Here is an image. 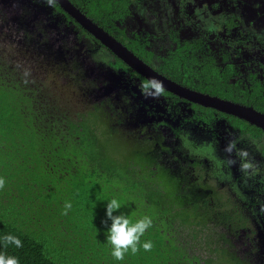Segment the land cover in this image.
Masks as SVG:
<instances>
[{"label":"flooded vegetation","instance_id":"1","mask_svg":"<svg viewBox=\"0 0 264 264\" xmlns=\"http://www.w3.org/2000/svg\"><path fill=\"white\" fill-rule=\"evenodd\" d=\"M43 1L60 33L74 32L72 48L80 46L64 67L100 68L101 85L113 84L78 115L104 119L110 141L120 133L139 144L122 161L168 199L185 200L174 210L188 216L189 244L219 260L227 241H239L233 263L264 264V129L198 101L216 97L264 115V0H68L149 67L140 69ZM101 6L109 9L100 14ZM150 78L163 83V95L141 94Z\"/></svg>","mask_w":264,"mask_h":264},{"label":"trees","instance_id":"2","mask_svg":"<svg viewBox=\"0 0 264 264\" xmlns=\"http://www.w3.org/2000/svg\"><path fill=\"white\" fill-rule=\"evenodd\" d=\"M12 63L0 49V236H18L22 247L0 251L19 264H229L189 244L188 216L174 210L184 199H168L113 158L92 119L78 115L46 80ZM112 198L122 204L117 213L133 222L152 218L141 237L152 242L150 251L138 244L122 261L111 256L104 206ZM65 201L72 204L67 215Z\"/></svg>","mask_w":264,"mask_h":264},{"label":"water","instance_id":"3","mask_svg":"<svg viewBox=\"0 0 264 264\" xmlns=\"http://www.w3.org/2000/svg\"><path fill=\"white\" fill-rule=\"evenodd\" d=\"M21 0H0V5L5 10H10L7 14L4 11L2 20L0 19V46L7 49L17 65H23L24 69L34 78H41L53 88L61 92L77 108L89 104L90 97L104 94L107 89L112 87V83L101 85V69L93 68H65L64 65L70 64L68 57L73 50L78 51L79 47L72 48L75 42L74 32L68 27L64 33H60L58 27L59 17L53 15L51 2L34 0L33 5H26ZM71 15L82 27L88 30L103 45L107 46L119 57L128 62L135 68H149L121 44L116 42L111 36L98 27L91 19L81 13L68 0H53ZM33 5L34 7H32ZM13 6V8H11ZM15 6V8H14ZM49 17L44 23L41 18ZM78 53V52H77ZM71 64H77L73 62ZM82 67L83 62L80 60ZM62 67V68H60ZM94 72V73H93ZM94 74L92 78L89 76ZM110 73V72H108ZM89 74V75H88ZM101 74V75H100ZM90 79V80H89ZM168 87V85H165ZM80 94L83 97H80ZM117 101L120 96L115 95ZM199 102L216 107L223 111L235 114L250 123L256 124L264 129V115L255 111L251 107H244L233 104L216 97L198 95ZM80 104V105H79ZM105 120L103 119V123ZM131 145L133 143H130ZM129 144V145H130ZM132 154L136 155L139 147H130L126 150L129 159Z\"/></svg>","mask_w":264,"mask_h":264},{"label":"clouds","instance_id":"4","mask_svg":"<svg viewBox=\"0 0 264 264\" xmlns=\"http://www.w3.org/2000/svg\"><path fill=\"white\" fill-rule=\"evenodd\" d=\"M139 88L141 94L146 97L155 98L165 93L163 83L155 78L141 81ZM243 155H246V153ZM244 167H248V165ZM4 184V178L0 177V188H3ZM121 205L118 199L112 198L107 200L104 206L105 217L110 222L107 227V241L111 246L110 254L118 262L124 259L126 253L135 254L138 250V244L144 251H150L152 248V242L150 240H145L141 243V237L144 236L146 230L152 227V218L144 215L133 222L127 215L117 213ZM71 208V202L65 201L62 214L67 215V212ZM7 247L19 249L22 247V241L18 236L12 235L11 233L3 234L0 236V248ZM0 264H19V260L14 255L0 251Z\"/></svg>","mask_w":264,"mask_h":264},{"label":"rangeland","instance_id":"5","mask_svg":"<svg viewBox=\"0 0 264 264\" xmlns=\"http://www.w3.org/2000/svg\"><path fill=\"white\" fill-rule=\"evenodd\" d=\"M21 2L24 3V0H21ZM30 3H32L33 5H35L32 0H29L28 2L26 1L25 4L26 5H29ZM33 5H31V6L34 7ZM11 8H13V6ZM14 8H15V6H14ZM4 11L7 14L8 13L9 14L11 13L10 12L11 9L10 10H5V8L2 9V7L0 5V19L1 20H2V17L4 16ZM41 20L45 23L48 19L45 18V17H42ZM0 49H3L2 46H0ZM93 73H91V75H94ZM106 79H107V77H106ZM91 122L98 129L99 135H100L103 143L107 147V152L110 153L113 158H115L117 160H121V159L123 160L122 152H124L126 150H129L130 147H134L130 143H125L123 140H121L123 136L120 133L115 138V139H118V140L110 141V139H109L110 136L107 133V131H105V123H103V121H97L96 120L94 122L93 121H91ZM109 141L112 142V143L109 144ZM125 141L129 142L128 140H125ZM135 147H139V144L136 143ZM259 240L262 241L261 244H264V237L263 236H259ZM243 247H244V244L241 245L239 241H234V242L232 240L227 241L226 244L224 245V250H222L223 251V255H220V259L227 261L229 264H235V263H233L235 261L232 258H230V255H232V253H235L236 254Z\"/></svg>","mask_w":264,"mask_h":264}]
</instances>
